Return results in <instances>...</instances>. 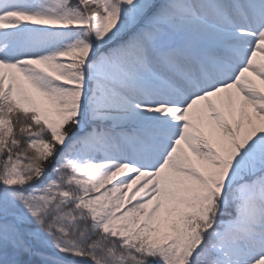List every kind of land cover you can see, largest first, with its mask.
<instances>
[{
  "label": "snow or ice",
  "instance_id": "6c2138e0",
  "mask_svg": "<svg viewBox=\"0 0 264 264\" xmlns=\"http://www.w3.org/2000/svg\"><path fill=\"white\" fill-rule=\"evenodd\" d=\"M0 264H264V0H0Z\"/></svg>",
  "mask_w": 264,
  "mask_h": 264
}]
</instances>
